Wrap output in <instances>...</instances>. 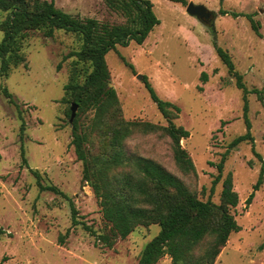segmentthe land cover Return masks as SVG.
<instances>
[{"label": "rangeland", "instance_id": "rangeland-1", "mask_svg": "<svg viewBox=\"0 0 264 264\" xmlns=\"http://www.w3.org/2000/svg\"><path fill=\"white\" fill-rule=\"evenodd\" d=\"M52 1L80 18L121 20L103 0ZM151 1L159 24L142 44L117 45L106 53L109 83L126 119L166 124L142 76L159 98L180 107L174 121L189 131L181 145L196 173L183 175L179 171L165 138L135 135L126 141L127 146L179 175L203 200L218 202L223 179L230 173L238 193V204L231 212L240 229L229 235L214 264H264V179L246 203L264 160V0H187L215 13L213 30L189 15L186 5ZM221 9L228 13L221 14ZM246 13L259 23L260 35L243 15ZM5 15L0 10V20ZM2 37L0 30V40ZM214 41L230 54L246 86L260 90L261 99L256 93L248 94L253 141L241 140L233 147L229 146L233 139L246 130L242 93L217 57ZM79 44L76 35L61 29L51 37L31 31L24 42L26 65L13 68L6 77L0 75V227L5 231L0 236V264H134L159 230L157 224L138 225L109 247L95 242L83 224H72L71 204L77 219L96 233L108 230L98 199L81 180L82 164L71 144L73 121H69L71 110L69 114L67 110L72 101H66L70 94L65 85L81 83L89 69L75 63L74 56H63ZM202 71L207 74L206 81L200 78ZM2 87L18 106L8 101ZM76 114L87 123L92 111L80 112L77 106ZM226 151L222 176L214 183L217 163ZM33 171L38 172V178ZM38 180L56 186L64 195L42 189ZM67 229L69 233L61 242ZM155 264H171V259L165 255Z\"/></svg>", "mask_w": 264, "mask_h": 264}, {"label": "trees", "instance_id": "trees-1", "mask_svg": "<svg viewBox=\"0 0 264 264\" xmlns=\"http://www.w3.org/2000/svg\"><path fill=\"white\" fill-rule=\"evenodd\" d=\"M106 7L120 17V22H101L92 17L80 18L54 5L52 0H0V10L6 12L0 20L3 37L0 40V75L22 64L26 65L24 42L31 31H39L45 37L54 35L55 30H64L76 35L80 42L78 49L70 51L63 59L74 56L75 63L88 67L84 80L65 85L70 96L67 102L77 103L80 112L92 111L87 123L75 115L71 123V144L76 158L82 164V182H86L98 199L102 217L108 225L106 233H96L89 225L77 219V211L71 204L72 224L83 227L100 241L111 247L118 238H125L138 225L157 224L159 230L142 248L134 264H155L167 255L171 264H214L229 235L240 229L231 209L238 204V193L233 189L231 174L222 182L219 201L200 199L196 191L179 175L168 170L151 157L131 151L127 140L135 135H156L169 142L172 158L183 175H195V166L181 140L189 131L175 123L180 107L156 94L146 76L142 81L151 99L156 103L166 124L141 119H126L122 114L120 101L110 85V74L105 55L117 45L127 46L131 42L142 44L151 30L159 24L151 0H103ZM187 4V0H169ZM221 14L228 12L221 9ZM235 16L242 13H233ZM252 29L257 35L259 23L248 13ZM213 47L217 57L233 77L242 93V110L245 133L235 137L230 147L241 140L253 141L248 118V94L260 90L248 88L232 61L230 54L215 41ZM122 60L129 66L125 58ZM133 70V69H132ZM134 71V70H133ZM202 71L200 78L206 81ZM2 92L9 102L18 106L6 87ZM71 102V103H72ZM70 109H68V114ZM70 115V114H69ZM21 126V131H23ZM21 150L23 152L22 135ZM227 151L217 163L216 183L222 176ZM260 158V155L255 152ZM37 178L39 174L33 171ZM264 160L256 183L246 198L250 203L254 190L263 182ZM42 189L63 194L54 185H42ZM0 227V236L4 234ZM69 229L60 236L68 235Z\"/></svg>", "mask_w": 264, "mask_h": 264}, {"label": "water", "instance_id": "water-1", "mask_svg": "<svg viewBox=\"0 0 264 264\" xmlns=\"http://www.w3.org/2000/svg\"><path fill=\"white\" fill-rule=\"evenodd\" d=\"M185 10L189 15L196 17L197 19L208 25L213 30L214 27L213 18L215 17V13L213 11L207 9L202 4H195L192 1H189L186 4ZM137 77L140 78L141 75H137ZM76 108H77V103L72 102L70 105V110H71L70 118H69L70 122H72L75 117Z\"/></svg>", "mask_w": 264, "mask_h": 264}]
</instances>
